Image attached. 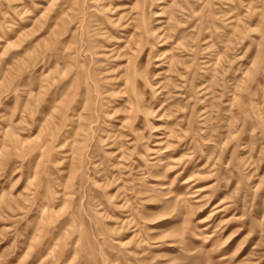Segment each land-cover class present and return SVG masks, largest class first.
<instances>
[{
	"label": "rangeland",
	"instance_id": "obj_1",
	"mask_svg": "<svg viewBox=\"0 0 264 264\" xmlns=\"http://www.w3.org/2000/svg\"><path fill=\"white\" fill-rule=\"evenodd\" d=\"M0 264H264V0H0Z\"/></svg>",
	"mask_w": 264,
	"mask_h": 264
},
{
	"label": "bare ground",
	"instance_id": "obj_2",
	"mask_svg": "<svg viewBox=\"0 0 264 264\" xmlns=\"http://www.w3.org/2000/svg\"><path fill=\"white\" fill-rule=\"evenodd\" d=\"M152 35H153V34H152ZM152 35H151V36H152ZM154 37H155V36H154ZM134 53H135V52H134ZM141 69H142V68H141ZM141 69H140V70H141ZM137 72H138V71H137ZM141 73H142V72H141ZM144 82H145V81H144ZM129 84H130V83H129ZM139 84H140V82H139ZM118 85H119V84H118ZM118 87H119V86H118ZM145 110H146V109H145ZM145 112H146V111H145Z\"/></svg>",
	"mask_w": 264,
	"mask_h": 264
}]
</instances>
